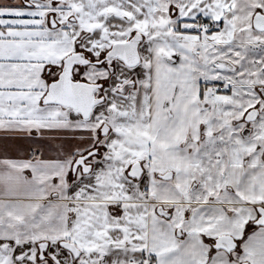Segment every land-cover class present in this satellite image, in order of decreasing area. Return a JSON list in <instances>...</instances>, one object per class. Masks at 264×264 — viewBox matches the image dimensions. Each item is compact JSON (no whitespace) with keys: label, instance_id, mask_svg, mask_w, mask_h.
Listing matches in <instances>:
<instances>
[{"label":"snow or ice","instance_id":"obj_1","mask_svg":"<svg viewBox=\"0 0 264 264\" xmlns=\"http://www.w3.org/2000/svg\"><path fill=\"white\" fill-rule=\"evenodd\" d=\"M0 264H264V0H0Z\"/></svg>","mask_w":264,"mask_h":264}]
</instances>
